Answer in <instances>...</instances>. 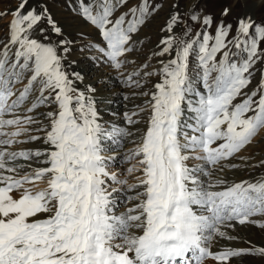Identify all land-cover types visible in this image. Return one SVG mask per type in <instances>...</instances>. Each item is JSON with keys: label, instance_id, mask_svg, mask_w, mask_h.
Here are the masks:
<instances>
[{"label": "snow or ice", "instance_id": "snow-or-ice-1", "mask_svg": "<svg viewBox=\"0 0 264 264\" xmlns=\"http://www.w3.org/2000/svg\"><path fill=\"white\" fill-rule=\"evenodd\" d=\"M50 2L0 11V264L264 260V246L232 247L241 228L264 232V177L219 175L264 166L241 155L264 143V17L253 18L254 0H171L142 62L136 37L160 0H69L88 28L75 39ZM74 51L100 70L94 80ZM113 79L141 100L122 123L102 110ZM141 123L124 156L138 173L129 183L105 154L135 135L122 125ZM125 189L132 206L120 211Z\"/></svg>", "mask_w": 264, "mask_h": 264}, {"label": "rangeland", "instance_id": "rangeland-1", "mask_svg": "<svg viewBox=\"0 0 264 264\" xmlns=\"http://www.w3.org/2000/svg\"><path fill=\"white\" fill-rule=\"evenodd\" d=\"M135 2V0H134ZM160 2L162 3L163 7L161 8V10L159 11V13L157 15H155L151 22L148 23L140 32L139 36L136 37V39H143L144 40V45H143V50L141 53L138 54H134L138 57V59L142 62L145 57L148 55L149 51L151 49H153L155 47V45L157 44V42L160 39V28L161 26H163L166 17L168 16L170 7H171V0H160ZM16 3L17 0H0V11L3 10H7V9H13L16 7ZM69 4V0H51L49 7L50 10L53 14V17L61 24L64 26V30L65 32L69 35L70 38L75 39L76 37V33L78 31H80V27H81V20L78 19L77 17H75L73 15V13L71 12V9L68 6ZM249 8L252 12L253 18L256 20L261 19L262 17H264V5H261L259 3V0H254V2L252 4L249 5ZM234 14H238V13H234ZM11 17H7L3 23L7 24L8 19H10ZM80 20V21H79ZM88 31V30H87ZM150 41V42H149ZM81 57H83L78 51H74L73 52V59H77L78 61H81ZM152 63L154 64L155 62L152 61ZM107 69V68H106ZM88 74H91V72H89ZM91 77V79L94 78V76H89ZM259 77L257 76V79ZM131 98V97H130ZM140 100V99H139ZM141 102L138 101V104ZM112 103H110L111 105ZM114 107H116V104H113ZM136 127L142 129L144 127L143 123H141L140 125H137ZM261 136H264V132L261 133ZM140 137V136H139ZM260 137H257V140H259ZM135 142V143H134ZM131 145L129 146H125L124 148L122 147V149L119 150V148H116V150H119V154L116 153H111V151L107 152L105 155L107 156H112L113 157V162L111 160L107 161L109 169L111 171L116 172L118 175H121L122 178L123 177H127L129 180V183H133L134 182V177L135 175H138V173H133L132 175H129L126 171V169L128 167H131L132 164L135 163V161H127L124 159V156L126 154H128L131 150H133L135 148V144L139 143V139H137V141H134ZM259 143H256L254 141L253 147L257 146ZM124 145V144H123ZM115 148V146L113 147ZM251 148L248 149V151L246 153H241V155H246L249 154ZM259 155V154H257ZM264 153L260 156H255L254 155V159L251 160L252 161H256V163L260 160H264ZM262 158V159H261ZM194 163V162H193ZM261 173H264V168L262 170H260ZM228 172H232V174H236L235 170H231ZM219 175H224L226 176L225 173H221ZM239 182V181H237ZM41 187H43V185H41ZM128 193L125 190H122L119 193V199L122 197H124V195ZM118 199V200H119ZM124 202H127L125 200L122 201H118V207L120 208V211H124L127 207H123L124 205H122ZM121 204V206H120ZM263 237V236H262Z\"/></svg>", "mask_w": 264, "mask_h": 264}, {"label": "bare ground", "instance_id": "bare-ground-1", "mask_svg": "<svg viewBox=\"0 0 264 264\" xmlns=\"http://www.w3.org/2000/svg\"><path fill=\"white\" fill-rule=\"evenodd\" d=\"M80 21V20H79ZM81 27L80 31H87L88 28L84 24L83 21H81ZM81 63L79 64V67L77 70L84 69L87 78L89 80H94L95 76L100 72L99 69L95 68L91 62L86 61L85 57H81ZM91 72V74H88ZM103 74L107 77L108 74V69L104 68L103 69ZM89 76H94L93 79ZM114 76V73H113ZM110 88L107 91L103 92V98H105L106 103L102 106V110L105 111V113H118L115 117H112L110 115H106L105 119L109 120H114L116 122H121L122 123V113L128 111H135V105L138 104L139 99L135 98H130L129 100H125L123 97L125 95L131 97V91L129 89L123 88L118 82H116L114 79L108 81ZM110 103H112L110 105ZM113 104H116V107L113 106ZM126 126L129 128V130L133 131L135 133L134 136L128 137L123 141V148L126 146L131 145L134 141H137L139 139L140 133L136 131V128L138 127H132L129 125H122ZM36 145H20L19 147H35ZM111 147H114L112 145ZM122 148H119V150ZM119 150L111 151V153H116L119 154ZM246 153V152H245ZM264 153V143H259L257 146H254L251 148L249 154L246 155H255V156H260ZM244 154V153H243ZM242 154V155H243ZM259 154V155H257ZM264 158V157H263ZM262 159V158H261ZM112 162L114 161L113 159L111 160ZM242 163V162H241ZM249 163H256V161H249ZM264 166L258 167L252 171H245V170H235L236 174H232V172H226V178L229 180V182H237L240 180H250V181H255L260 179L261 177H264V173H261L260 170H262ZM224 176V175H221ZM130 193H126L124 197L120 198L118 201H122L126 199V196L129 195ZM122 205L123 207H131L132 202H124ZM121 206V204H120ZM235 234V233H234ZM239 235L243 238L242 240H238L236 242L232 243V247L236 248H245L249 247L250 245L248 243H245L244 241H251V244L256 245V246H264V232L260 231L256 227H248V228H241ZM263 236V237H262ZM227 242L225 241H220L219 246L214 247V251L219 250V247H222L226 244ZM209 264H212L211 261H209ZM245 264H264V260H261L259 258L255 257H249L245 259Z\"/></svg>", "mask_w": 264, "mask_h": 264}]
</instances>
